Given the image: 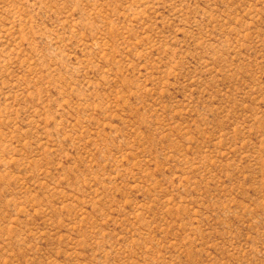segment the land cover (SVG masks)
Listing matches in <instances>:
<instances>
[{"label": "rangeland", "instance_id": "374dc122", "mask_svg": "<svg viewBox=\"0 0 264 264\" xmlns=\"http://www.w3.org/2000/svg\"><path fill=\"white\" fill-rule=\"evenodd\" d=\"M0 264H264V0H0Z\"/></svg>", "mask_w": 264, "mask_h": 264}]
</instances>
